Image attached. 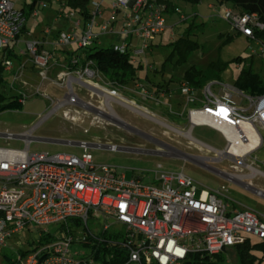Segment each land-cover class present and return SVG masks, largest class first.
<instances>
[{
  "label": "built area",
  "instance_id": "1",
  "mask_svg": "<svg viewBox=\"0 0 264 264\" xmlns=\"http://www.w3.org/2000/svg\"><path fill=\"white\" fill-rule=\"evenodd\" d=\"M103 1L91 0L92 17L81 37L76 34L80 27L78 20L73 27L60 31L54 44L77 42L79 47L87 48L102 33L112 32L120 37L114 48L120 52L130 50L135 57L149 48L156 35L166 28V4L157 0H111L112 18L119 10L123 14L122 27L114 31L113 27L110 29V21H97ZM47 5L46 1H40L32 9V15L37 16ZM220 5L221 17L229 21L236 32L256 42L264 53V38L260 36L264 32V11L252 8L241 11ZM64 8L65 1L62 13ZM74 15L73 11L67 13L71 18ZM26 19L25 11L17 8L13 0H0L1 51L20 41ZM95 27H99V32H94ZM135 38L141 46L131 49ZM41 44L37 39L26 41L27 48L20 49L19 53L30 55L45 79L54 55L46 50L39 53ZM76 61V58L72 59L73 63ZM3 64L11 67L13 63L11 59H5ZM65 67L75 72L77 82L85 88L93 89L100 87L101 82H107L105 90L110 97L118 96L120 102L126 100L119 93L120 87L104 79L98 69L91 66V61L76 69H70L66 64ZM13 87L25 94L31 85L16 86L13 83ZM70 88L65 100L58 105L78 104L84 112H66V123L71 124L72 119L77 124L82 123L86 117L90 118L91 125L96 121L100 124L111 121L106 117L110 112L109 100H103L91 113V103L79 99L71 85ZM180 91L186 100L182 115L186 117L188 127H171L172 132L214 151L217 160L229 158L236 169L241 166L247 169L245 173H226L227 179L239 181L245 189L264 197V188L253 185L252 181H244L259 176L264 178V170L259 166L264 165V92L250 94L236 84L220 80L201 87L184 80ZM128 102L131 109L142 112L133 100ZM195 126L217 130L226 141L225 147L217 149L195 139L192 134ZM2 135L15 137L12 133ZM81 145L85 146V151L80 156L30 151L28 147L0 148V252L7 246L8 239L16 234L55 224L58 226L57 232L53 233L56 239L24 255L19 252L21 264H98L93 256L96 249L87 254L73 252L71 248L74 243L84 245L88 237H93L94 243L101 242L90 229V217L95 218L96 223H104V231L111 224L124 226L126 235L122 245L129 250L126 264L151 261L182 264L190 253L211 256L244 242L247 237L243 233L264 240V215L248 207L234 206L227 189L207 187L200 190L198 183L183 171L155 170L157 183H146L139 178L127 180L110 165L96 163L87 148L90 144ZM110 147L119 149L114 145ZM197 159L205 163L208 158ZM48 232L51 231L45 229L39 235ZM19 245L21 248L22 244Z\"/></svg>",
  "mask_w": 264,
  "mask_h": 264
},
{
  "label": "rangeland",
  "instance_id": "2",
  "mask_svg": "<svg viewBox=\"0 0 264 264\" xmlns=\"http://www.w3.org/2000/svg\"><path fill=\"white\" fill-rule=\"evenodd\" d=\"M18 1V0H16ZM174 3V8H169L165 11L166 30L156 35V39L152 40L149 48L145 49L141 54L136 55L137 63L141 62L144 66L139 69L140 81L143 83L153 82H167L171 87H179L181 81H184L185 72L195 66L197 69L203 71L202 81L207 84L214 80H220L224 83L236 84V80L242 68L253 67L255 71L264 73V53L258 49V44L249 40L247 37L236 32L229 21L221 17L222 6L215 0H203L200 3L193 4L186 0H171ZM213 4V7L210 5ZM236 4V6H235ZM229 1L226 5L229 8L247 10L249 8L257 11H264V0H235ZM18 6H25L23 1H19ZM58 8V5H56ZM90 7L92 4L90 3ZM104 7L107 11L104 15L98 18L99 21H111V14L109 12L110 0H106ZM178 8V10H176ZM27 11L29 10L26 6ZM69 12V9L66 8ZM29 12V11H28ZM77 18L83 21V18L75 13ZM34 19H30L29 26L33 27V33L26 35L27 41L36 40L42 34L39 25L35 24ZM98 21V22H99ZM193 23L194 28L190 34H186V29ZM52 24V23H51ZM66 23L55 25L66 30ZM70 24V23H67ZM54 25V24H53ZM66 26V27H65ZM114 27L115 31L120 29L119 24L114 22L110 25V29ZM94 32H99V28L95 27ZM30 33V32H29ZM183 36L188 37L199 43L198 48L190 51L185 60L178 63L179 56L172 51L175 44ZM12 45L16 50L26 49V41ZM94 44L102 47L110 46L119 42L115 33L105 32L93 40ZM133 46L140 47L138 40L134 39ZM59 48L77 49V42L68 45H59ZM68 49V50H69ZM256 50V52L253 51ZM43 49H40V52ZM171 56L170 62L165 65L168 58ZM2 52L0 50V60ZM16 61L15 59H13ZM214 61H223L227 63V67L222 73H218L210 69V63ZM40 71V70H38ZM74 75L75 74H71ZM3 80H0V92L5 91L7 94H16L19 97L13 106L1 109L0 107V148L24 149L28 137H20L26 130L33 126L36 127L29 131V150L48 153H69L75 155H82L85 151V146L82 143H88V150L93 154L94 161L98 164L110 165L114 169L121 168L125 170V177L131 180L135 176H141L142 180L150 183L155 176V170L167 172H185L191 176L199 185V188H222L227 189L228 195L235 200L241 207H248L256 210L258 213L264 215V197L256 196L253 191L245 189L237 182L229 181L226 177L218 173V171L225 173H245L248 172L244 167L235 168V163L229 158L224 160H215L217 153L206 148L189 142L185 137L168 131L171 139L163 135V131H144L153 134L171 143L172 146L182 151L185 155H157L144 152H135L128 149H146V150H163L154 141H150L144 136L134 131H90L93 127H106L110 121L100 124L94 122L90 124V120L84 122H77L72 119V123H66V112L76 114L82 113L81 106L78 104H64L58 105L59 102L65 100L66 94L71 90L69 85V76L58 78L59 84L51 85L52 80L43 79L39 73L36 85L30 87L25 94H22L19 89L10 88L13 80L12 74L8 71L3 72ZM21 75L17 76V79ZM100 80V79H98ZM43 82V84H41ZM77 83H72L73 93L81 100L82 97L90 95L92 90L82 87L78 88ZM24 86V85H20ZM119 93L120 89H119ZM118 97V96H116ZM120 99V97H118ZM116 98V99H118ZM110 100V99H109ZM0 101V106L8 103ZM109 107L111 102L108 101ZM114 104V103H113ZM116 111L118 107L113 105ZM113 111L110 110V113ZM70 118L71 114H70ZM87 129V131L85 130ZM93 129V128H92ZM12 133L15 137L7 138L2 134ZM26 136V135H25ZM193 136L204 143H207L217 149L225 147L226 141L223 136L206 126H199L193 131ZM117 148H111L110 146ZM165 150V149H164ZM264 154V150L262 151ZM197 157L208 158L204 164L200 163ZM204 162V161H203ZM264 170V165H259ZM123 171L121 173H123ZM245 182H253V185L264 188V178L256 177L253 179H245ZM90 229L102 238L104 234L114 236L117 232L124 230L121 224H111L112 226L104 231V223H96V219L90 217ZM77 227H74V229ZM49 229L52 233L57 232L58 226L48 225L38 227L36 230L24 231L16 234L14 237L8 239V244L2 252H0V264H12V259H16L13 264H21L18 253L20 244L22 248H27L28 242L33 239L40 238L39 232ZM80 229V228H79ZM244 237H250L254 242L258 239L248 233H243ZM112 240H114L112 238ZM72 251H83L87 254L92 252L89 246L83 244H72ZM229 260L233 262L236 257L235 248H229L225 251ZM94 256V255H93ZM135 264V263H132ZM261 264H264V260Z\"/></svg>",
  "mask_w": 264,
  "mask_h": 264
},
{
  "label": "crops",
  "instance_id": "3",
  "mask_svg": "<svg viewBox=\"0 0 264 264\" xmlns=\"http://www.w3.org/2000/svg\"><path fill=\"white\" fill-rule=\"evenodd\" d=\"M13 1L15 2L17 8L25 11L27 16L20 41L18 43L23 42L22 41L23 38L25 39V41H27L26 35L33 34L31 32H33L34 29L33 27H30L28 24L30 19L32 18L34 19L33 22L39 25V27L42 30V34L38 36V38H34V39L41 41L42 43L41 49L49 52H53L54 59L49 65V69L47 71L48 76L45 79L52 80L50 81L51 85L53 84L55 85V84H59V82L57 81L58 78H63L64 76L68 75L70 76L69 85H72V83L74 82L78 84L77 85L78 88L84 87L79 82H77L76 75L75 76L71 75V74H75V72L68 70L65 67L67 60H66L65 52L63 50L67 51L69 48L68 49L62 48L61 50V48L58 47L59 45L54 44L55 37L58 35L60 31H63L60 27L56 28L55 25H60L61 23L65 22L67 29H69L74 26L76 21L80 20V27L77 28L76 34L78 37H81L83 33L82 30L86 26L82 22V20L80 18H77L75 15L73 16V18L68 17L67 16L68 11L66 8H64L65 11L64 13H62L61 8L64 6V0L47 1L48 3L47 7L40 9L37 16L32 15L31 13L32 10L30 9V6L26 5V3H30L31 0H18V1L13 0ZM19 1H23L25 6L24 7L18 6ZM105 2L106 0L103 1L100 7L102 12L101 16H103L104 12L107 11V7H104ZM38 3L34 7H37ZM56 5H58V8L56 7ZM26 6H28L29 8L28 10L29 12L27 11ZM110 6L111 9L109 8L108 10L111 14V21H110L111 25H114V22H117V24H119L121 28L123 25L122 11L120 10L117 11L115 16L112 18L111 0H110ZM101 16H98V18H100ZM98 18L97 21H99ZM102 22L103 21H99L98 23H102ZM48 30L50 31L48 32ZM116 38L120 40V37H118L117 35ZM155 39L156 38H154V40ZM13 45H15V43H13ZM13 50L15 53L20 55V58L17 59L16 61L11 59L13 63L12 66L5 67V71H8L13 76V80L10 86L16 90V88L13 87V83H15L16 86L21 85V83H17L18 80L20 79L24 81V83H28L31 85V87H34L33 85H36V82L38 80L37 76L39 74L38 70L40 69L33 63L30 55L20 54L19 53L20 50H16L15 47H13ZM19 75L21 76L20 78L17 79V76ZM106 83L107 82H101L100 87H94L93 89H90L92 91L90 92L89 96L82 97L84 101L91 103V106L93 107L90 111L91 113L94 112L93 109L98 107L103 100L107 101L110 99L109 101L111 102L110 110H112L113 112L112 113L109 112L108 114H106V117L108 119H111L110 124H107L106 127L104 128L93 127L92 125L93 129L90 128V131H134L144 136L148 140L156 142L157 144L160 145V147L164 148L165 150L164 149L163 150L128 149V150H132L135 152H144L149 154L167 155V156L176 155V154L182 156L185 155L182 151L172 146L171 143L165 141L160 137L155 136L154 133L150 134L144 132V131H163V135L171 139V135H169L168 133V131H173L171 127H178L181 129H186L188 127L187 119L184 115H182V112L186 107V103H185L186 100H185V96L180 91V85L179 87L177 86L171 87V84L167 82L150 81L149 83H143L140 80L135 82L134 81L129 82L128 84H124L123 86L120 87L121 95L126 98L125 101L120 102L118 101L119 98L116 99L117 97L109 96L108 92L105 90V88L108 87ZM41 84H43V82H41ZM129 99L133 100L137 104V107H140V110L142 112H138L131 109V107L128 106L131 105L128 102ZM115 104L118 107L119 111H116L114 109L113 105ZM86 118H87L86 120H90L89 117ZM35 127L36 125L30 128L29 130H26V132L24 131L23 134L19 135L20 137L23 138L28 137L26 142L27 143L26 147L28 148L30 145L28 142L30 139V136H28L30 134L29 131H32ZM197 127L199 126H195L192 129V131H195ZM211 129L217 131L213 128ZM116 170L119 173L123 171L121 168H118ZM218 173H220L221 175L227 178L225 172L218 171ZM121 174H124L125 176V170ZM134 178H139L142 180L141 176L139 175L135 176ZM157 182L158 181L156 179V176H154L151 179L150 183H157ZM234 182H237L240 185H242L239 181H234ZM232 201L234 206L241 207L240 205H237L238 203L235 200L232 199Z\"/></svg>",
  "mask_w": 264,
  "mask_h": 264
},
{
  "label": "trees",
  "instance_id": "4",
  "mask_svg": "<svg viewBox=\"0 0 264 264\" xmlns=\"http://www.w3.org/2000/svg\"><path fill=\"white\" fill-rule=\"evenodd\" d=\"M40 1H51V0H31L30 3L26 5L30 6L32 10L34 6ZM66 8L69 11L78 13L83 18V23L88 24L92 17L90 3L91 0H64ZM159 3L167 5V10L169 8H174V3L171 0H157ZM190 3L197 4L203 0H186ZM219 4L226 5L227 2L235 0H215ZM236 6V4H235ZM237 9V7H235ZM241 10V9H240ZM248 10V9H247ZM245 11V10H241ZM194 24L191 23L186 29V34H190L194 28ZM260 36L264 38V32L260 33ZM152 44V43H151ZM151 46V45H150ZM199 43L183 36L175 44V48L172 51L171 56L176 53L178 58V63L185 60L187 54L198 48ZM66 56V66L70 69H76L79 66H84L91 61V66L101 73L104 79L109 82L116 84V86H123L129 82H135L140 80L139 69L144 65L139 62L133 56L132 51L120 52L114 48V44L107 47H102L100 45L92 43V45L87 48L78 47L74 50H63ZM2 52V59L0 60V80H3V72L5 71V65L3 61L5 59H19L20 55L15 53L13 46L5 48ZM165 62L168 64L171 59ZM76 58L75 63L72 59ZM210 69L217 71L218 73L224 72L227 67V63L223 61H214L209 65ZM203 71L197 69L195 66L189 68L185 74V80L192 81L198 86H202L205 83L202 81ZM236 85L250 94H258L264 92V73L255 71L252 66L248 68H242L240 74L236 80ZM11 89H13L10 86ZM19 96L16 94H7L5 91L0 92V101L9 100L8 103L1 105V109L9 106H13L17 101ZM78 225V221H76ZM107 232V230H106ZM125 232H117L114 236L104 234L101 238V242L94 243L93 237H88L87 241L84 242L85 246H89L94 252V258L98 264H126L129 259V250L127 246L122 245L125 240ZM98 237V236H97ZM112 238L114 240H112ZM257 238V237H256ZM56 236L52 232L43 233L40 238L33 239L28 242L29 245L26 249L20 248L19 252L24 255L37 247L50 243L55 240ZM98 239H100L98 237ZM258 239V238H257ZM236 257L233 262L229 260V257L225 254V251L220 252L215 255H201L199 253H190L186 260L182 264H261L264 260V240L258 239L254 242L250 237L237 245H235ZM16 259H12L11 263L15 262ZM146 264H158L155 261H151Z\"/></svg>",
  "mask_w": 264,
  "mask_h": 264
},
{
  "label": "bare ground",
  "instance_id": "5",
  "mask_svg": "<svg viewBox=\"0 0 264 264\" xmlns=\"http://www.w3.org/2000/svg\"><path fill=\"white\" fill-rule=\"evenodd\" d=\"M17 83H21V85H26V83H24V81H22V80H18V82Z\"/></svg>",
  "mask_w": 264,
  "mask_h": 264
}]
</instances>
